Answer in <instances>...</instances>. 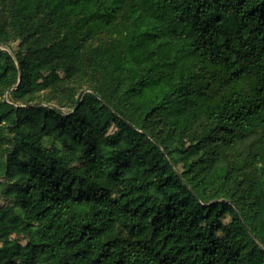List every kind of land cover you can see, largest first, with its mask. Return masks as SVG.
<instances>
[{"label": "trees", "instance_id": "1", "mask_svg": "<svg viewBox=\"0 0 264 264\" xmlns=\"http://www.w3.org/2000/svg\"><path fill=\"white\" fill-rule=\"evenodd\" d=\"M0 264H264V0H0Z\"/></svg>", "mask_w": 264, "mask_h": 264}, {"label": "rangeland", "instance_id": "2", "mask_svg": "<svg viewBox=\"0 0 264 264\" xmlns=\"http://www.w3.org/2000/svg\"><path fill=\"white\" fill-rule=\"evenodd\" d=\"M12 48L13 49H18V46H19V42L18 41H15L13 42L12 44ZM8 52L12 53L14 55V53L12 52L11 49H6ZM168 171V170H167ZM5 198L2 196V199H1V203L2 204H6V201L4 200ZM229 221V220H227ZM167 230L169 231H173V232H179V233H183L185 232V228L178 225L177 223H169L167 225ZM227 250H226V247H225V243L223 241L219 242L216 247H215V258L216 259H221V258H224L227 256Z\"/></svg>", "mask_w": 264, "mask_h": 264}, {"label": "water", "instance_id": "3", "mask_svg": "<svg viewBox=\"0 0 264 264\" xmlns=\"http://www.w3.org/2000/svg\"><path fill=\"white\" fill-rule=\"evenodd\" d=\"M5 101H7V99L5 98Z\"/></svg>", "mask_w": 264, "mask_h": 264}]
</instances>
